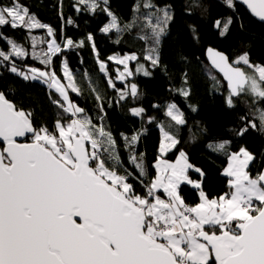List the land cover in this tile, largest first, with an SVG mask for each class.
<instances>
[{
  "label": "snow or ice",
  "instance_id": "snow-or-ice-1",
  "mask_svg": "<svg viewBox=\"0 0 264 264\" xmlns=\"http://www.w3.org/2000/svg\"><path fill=\"white\" fill-rule=\"evenodd\" d=\"M239 2L264 22V0ZM225 3L229 8L235 7V0ZM107 5L108 0H77L74 7L77 11H104L111 19L101 28L102 32L123 31ZM139 7L138 4L137 11ZM143 7L155 8L145 18L148 34L140 38L150 42L144 58L156 67L160 62L161 39L173 15L169 5L157 7L152 0H145ZM221 23L216 21L217 28ZM231 24L229 17L221 36ZM6 25L29 31L44 28L48 36L54 37V29L40 23L20 0L0 3V26ZM124 27L131 30L135 22ZM0 39L10 45L8 52L0 50V63L9 62L8 70L25 80H41L54 88L59 97L51 102L71 117L68 122L58 118L52 131L46 126L37 129L32 112L17 108L0 92V264H264V170L255 176L250 174V163L255 160L253 153L245 147L229 153L227 140L207 145L214 152L226 154L228 160L223 174L228 177L229 192L209 199L201 182L187 175L189 169L201 177L204 173L188 162L184 151H180L175 163L158 156L153 165L157 174L148 181L144 154L135 152L140 134L125 136L128 162L144 188L143 194L138 193L128 182L133 173L125 170L121 174L123 161L112 133L102 123L93 124L84 109L70 100L67 89L78 93L79 88L66 63L67 86L60 82L55 71L17 68L12 57L26 55L24 48L2 32ZM30 39L33 57L46 69L50 68L52 57L62 51L61 45L52 39L47 41L46 51L37 52L38 38ZM87 39L92 41V35ZM82 45L83 41L76 45L68 38L63 47ZM208 53L212 65L228 81L229 93L225 98L228 107H234V98L241 94L250 95L253 103L264 101V65L252 64L247 52L231 64L223 53L211 48ZM136 59L135 54H130L118 60L125 68L118 72L117 79L133 75L127 62ZM241 63L251 72H245L239 66ZM100 71L106 73L102 61ZM137 72L150 75L140 64ZM108 84L115 88L111 79ZM117 91L121 100L128 95L134 98L140 95L135 83ZM179 92L185 98L190 95L185 89ZM96 99L100 102L102 97L97 94ZM190 108L197 111L195 106ZM100 110H104L102 104ZM130 111L142 116L144 109L134 107ZM257 113L260 129L264 130V109H257ZM165 114L174 122L168 128L186 125L184 113L176 104L167 105ZM248 126L257 127L253 121H248ZM248 126L240 128L237 135L246 134ZM160 130L159 153L164 154L175 148L179 140L163 125ZM18 138H30V142H20ZM182 182L199 191V203L191 206L185 202L179 191Z\"/></svg>",
  "mask_w": 264,
  "mask_h": 264
},
{
  "label": "trees",
  "instance_id": "trees-1",
  "mask_svg": "<svg viewBox=\"0 0 264 264\" xmlns=\"http://www.w3.org/2000/svg\"><path fill=\"white\" fill-rule=\"evenodd\" d=\"M76 2L20 0L40 23L54 29V37L48 36L44 28L29 31L23 27L13 29L6 25L0 26V32L24 48L26 55L12 57V62L21 70L34 67L55 71L59 79L65 82L63 66L66 63L67 70L72 73L79 88L78 93L69 90L71 100L84 109L93 124L102 123L112 133L123 161L121 174L125 170L133 173L128 182L134 185L138 193L143 194L144 188L136 178L138 173L128 162L129 150L124 147V137L140 134L135 152L137 155L144 154L149 173L147 180L150 181L156 173L153 165L159 154L160 125L176 134L179 140L168 157L174 158L180 150H185L189 163L204 173L201 177L194 169H189L190 178L201 180L202 189L210 199L229 192L228 177L223 174L228 162L227 155L209 149L207 145L210 142L229 141V153L238 152L241 147L247 148L255 156L248 169L250 174L255 176L262 170L264 130L260 129L257 109H264V101L253 103L250 95L241 94L234 98L235 106L228 107L225 102L229 93L227 84L210 68L205 55L209 48L216 49L224 52L233 63L247 52L252 64L264 65V23L254 19L236 2L234 8H229L225 0H152L157 7L169 5L173 15L159 46V65L153 67L144 58L151 44L140 37L148 34L145 18L150 12H155V8H144L145 0H108L107 7L117 17V23L123 31L111 29L102 32L101 28L111 18L100 9L95 12L77 11L74 7ZM0 3L7 4L9 0H0ZM138 4L140 7L137 11ZM229 17H232V24L221 36L223 24ZM69 19L72 23H68ZM218 20L222 22L220 28L216 26ZM133 22L135 27L125 29V25ZM89 34L93 37L92 41L87 39ZM31 36L38 38L37 52L46 51L47 41L52 39L61 45L62 51L52 57L50 68L46 69L39 59L33 57ZM68 38L76 45L83 41V45L64 48ZM9 49L10 45L0 39V50L8 52ZM112 54H135V63L142 64L149 71V76L136 73L130 80L138 86L139 96L134 98L128 95L123 100L119 98L117 90H123L126 84L116 79L117 64L109 60ZM101 61L105 64L106 73L100 71ZM239 66L247 72L246 66L242 63ZM9 67L7 61L0 63V92L17 108L32 112L34 127L39 129L46 126L52 131L58 118L65 122L71 119L69 114L63 113L51 102L59 97L54 88H49L41 80H25L9 71ZM109 79L114 82L115 88L109 87ZM180 89L189 91L190 95L185 98L180 94ZM97 94L102 97L100 102L96 99ZM169 103L176 104L184 113L186 125L168 128L170 123L174 125L165 114ZM101 104L103 112L100 110ZM190 105L195 106L197 111L193 112ZM136 106L144 109L142 116L131 113L130 109ZM248 121L255 122L257 127L251 128ZM245 126L249 127L246 134L237 135L240 128ZM179 191L188 205L194 206L200 202L198 190L192 185L181 183ZM159 194L163 197L162 190Z\"/></svg>",
  "mask_w": 264,
  "mask_h": 264
},
{
  "label": "rangeland",
  "instance_id": "rangeland-1",
  "mask_svg": "<svg viewBox=\"0 0 264 264\" xmlns=\"http://www.w3.org/2000/svg\"><path fill=\"white\" fill-rule=\"evenodd\" d=\"M126 55H130V54H126ZM126 55H118V54H112L110 57H113L114 59H112V62H114L115 64H117V68H116V79H117V75H118V72H123L124 71V68H125V66L123 65V64H120V63H118V60L119 59H121V58H123L124 56H126ZM137 65H138V63H135V60H130V61H128L127 62V67H128V70L129 71H131L132 73H133V75L134 74H136V73H138V74H143V72H137ZM140 65H142V64H140ZM145 67V66H144ZM146 68V67H145ZM246 70H247V72H251V69H249V68H247L246 67ZM63 73H64V66H63ZM133 75L132 76H126V78H125V80H119V79H117L119 82H122V83H125L126 85H130V84H132L131 82H130V80L132 79V77H133ZM57 76V75H56ZM58 77V76H57ZM59 78V77H58ZM60 80V79H59ZM60 82L63 84V85H65V86H67V84H68V79H66L65 78V82H63V81H61L60 80ZM69 90L70 89H67V91H68V93H69ZM69 97H70V93H69ZM70 100H71V98H70ZM72 101V100H71ZM169 104H172V103H169ZM168 104V105H169ZM177 106V105H176ZM135 108H141L140 106H136ZM178 108V107H177ZM179 109V108H178ZM180 110V109H179ZM166 111H167V107H166ZM159 128L161 129V125L159 126ZM160 133H161V130H160ZM173 149H171L169 152H167V153H164V154H161V153H159V149H158V156L160 157V159H162V160H167L168 162H170V163H175V161H176V159H177V156L179 155V153H180V151H184L185 152V150H180L177 154H176V156L174 157V158H169L168 157V153H170L171 151H172ZM186 154V153H185ZM187 156V155H186ZM157 161V160H156ZM156 161H155V163H156ZM189 162V161H188ZM154 163V164H155ZM227 164H228V162H227ZM225 167H227V165L225 166ZM194 168H196V167H194ZM156 174L157 173H155V176H156ZM187 175L189 176V174H188V172H187ZM154 176V177H155ZM189 178H190V176H189ZM191 179V178H190ZM191 180H193V181H199V182H201V180H197V179H191ZM182 183H186V182H182ZM188 184V183H187ZM201 188H202V186H201ZM203 190V189H202ZM198 193H199V191H198ZM210 199V198H209Z\"/></svg>",
  "mask_w": 264,
  "mask_h": 264
},
{
  "label": "water",
  "instance_id": "water-1",
  "mask_svg": "<svg viewBox=\"0 0 264 264\" xmlns=\"http://www.w3.org/2000/svg\"><path fill=\"white\" fill-rule=\"evenodd\" d=\"M235 2L238 3V4H240V5H241V6H242V7L248 12V14H249L250 16H252L254 19H256V20L259 21V22H262V21H260L258 18H256V17L253 16V14L250 12V10L247 8L246 5L240 3L239 0H235ZM262 23H264V22H262ZM214 50L217 51V52L223 53L225 56H227V55H226L224 52H222V51H219V50H216V49H214ZM205 56H206V60H207V62H208V64H209L210 68H211L214 72H216L218 75L221 76V78H222L223 81L227 84V87H228V81L224 78L223 73L220 72V70H219L218 68H215V67L212 65V62H211V60L209 59V53H208V51L206 52V55H205ZM228 61H229L230 64L232 63V62L229 60V58H228ZM234 66H235V65H234ZM228 89H229V87H228ZM18 140H20V142H30V140H24V138H18ZM0 146H2V144H0ZM262 170H264V167L262 168Z\"/></svg>",
  "mask_w": 264,
  "mask_h": 264
}]
</instances>
